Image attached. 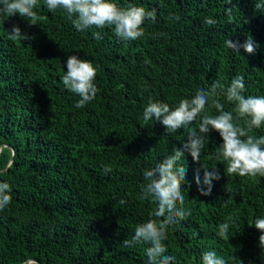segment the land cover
Wrapping results in <instances>:
<instances>
[{
    "label": "trees",
    "instance_id": "trees-1",
    "mask_svg": "<svg viewBox=\"0 0 264 264\" xmlns=\"http://www.w3.org/2000/svg\"><path fill=\"white\" fill-rule=\"evenodd\" d=\"M112 2L155 9L157 20L145 22L140 39L123 42L111 27L77 31L63 10L49 12L44 0L34 9L36 25L0 13V182L12 195L0 211V264H148V245L123 244L157 207L139 199L143 172L179 148L188 132L145 124L149 98L174 108L214 80L226 88L235 76H243L245 95L264 96V11L248 0ZM207 17L216 24L206 25ZM13 25L29 38L9 39L5 30ZM248 36L259 45L255 54L225 47L224 40L243 43ZM69 55L97 67L99 92L83 108L74 107L80 98L62 83ZM206 111L218 114L210 104ZM250 134L264 136V127ZM221 143L211 131L199 162L185 154L181 191L192 214L171 225L164 242L175 264H200L208 250L228 264H264L254 227L255 218H264V177L228 176L214 155ZM203 165L220 175L208 196L195 182L197 175L203 181ZM228 216L234 218L229 240L217 236Z\"/></svg>",
    "mask_w": 264,
    "mask_h": 264
},
{
    "label": "clouds",
    "instance_id": "clouds-1",
    "mask_svg": "<svg viewBox=\"0 0 264 264\" xmlns=\"http://www.w3.org/2000/svg\"><path fill=\"white\" fill-rule=\"evenodd\" d=\"M228 3H231V0H228ZM248 3L264 11L260 0H248ZM44 4L49 12L63 10L77 31L111 27L115 37L123 42L140 39L145 35V22L155 23L157 20L155 9L145 10L140 6L121 8L112 0H44ZM38 6V0H0V13L6 18L14 15L26 17L30 21L29 24L36 25L40 17L34 9ZM231 11L232 8L225 9L226 14L230 15ZM169 19L179 20L180 17L170 16ZM204 23L211 27L216 24V20L207 17ZM5 31L8 38L14 41L29 38L27 34H22L17 25ZM94 38L102 37L96 32ZM224 44L236 54H239L240 49L247 54H255L259 48L251 36L243 43L224 40ZM65 63L66 71L62 76V83L68 91L80 98L74 107L83 108L93 101L99 92L94 83L97 67H94L91 61L76 55H69ZM246 91L243 76H235L226 88L219 80H214L209 87L199 88L191 98L180 99L174 108L168 103L149 98L142 114L145 124L150 121L159 122L169 134L181 129H188V132L179 148L174 147L170 155L143 172L145 183L141 185L139 199L151 201L157 207L149 214L150 218L146 222L135 227L131 240L125 239L123 244L125 247L148 245V264L176 262L175 256L165 254L167 248L164 242L168 239V228L187 220L192 214L191 209L185 207V195L181 191L186 178L184 157L188 154L194 162H199L205 146V136L208 137L211 131L217 132L222 140L214 155L218 161L227 165L228 176L264 177V136L250 134L253 129L264 127V96L245 95ZM222 99L234 105L232 111L224 110ZM209 104L216 110L217 115H210L206 111ZM197 118L198 127H192L197 123ZM203 168V181L201 182L197 175L195 182L199 194L208 196L211 194V182L220 179V175L215 167L203 165ZM103 171L107 174L112 168L106 165ZM11 200L10 185L0 182V211L6 209ZM119 203L123 205L126 201L121 199ZM233 220L232 216H228L225 222L218 225V237L229 240L228 233ZM254 227L260 232L259 246L264 248V218H255ZM200 264L228 262L215 250H208L201 254Z\"/></svg>",
    "mask_w": 264,
    "mask_h": 264
},
{
    "label": "water",
    "instance_id": "water-1",
    "mask_svg": "<svg viewBox=\"0 0 264 264\" xmlns=\"http://www.w3.org/2000/svg\"><path fill=\"white\" fill-rule=\"evenodd\" d=\"M29 262H36L37 264H39L37 261H35V260H27V261H25V263L24 264H28Z\"/></svg>",
    "mask_w": 264,
    "mask_h": 264
},
{
    "label": "bare ground",
    "instance_id": "bare-ground-1",
    "mask_svg": "<svg viewBox=\"0 0 264 264\" xmlns=\"http://www.w3.org/2000/svg\"><path fill=\"white\" fill-rule=\"evenodd\" d=\"M61 14V13H60ZM53 18V17H52ZM22 20V19H21ZM39 21V20H38ZM47 24V23H46ZM40 26V25H39ZM49 31V30H48ZM263 92V91H262ZM264 94V93H263Z\"/></svg>",
    "mask_w": 264,
    "mask_h": 264
}]
</instances>
